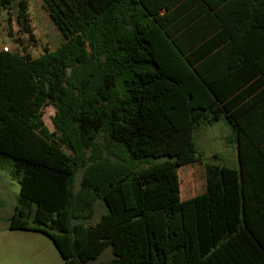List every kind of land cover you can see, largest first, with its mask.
Masks as SVG:
<instances>
[{
    "label": "trees",
    "instance_id": "16d2710c",
    "mask_svg": "<svg viewBox=\"0 0 264 264\" xmlns=\"http://www.w3.org/2000/svg\"><path fill=\"white\" fill-rule=\"evenodd\" d=\"M44 2L65 41L0 51V165L21 186L9 228L46 234L65 264H264V0ZM1 10L17 47L37 41L29 0ZM223 118L240 165L207 163L206 190L193 175L182 200L195 130Z\"/></svg>",
    "mask_w": 264,
    "mask_h": 264
},
{
    "label": "rangeland",
    "instance_id": "374dc122",
    "mask_svg": "<svg viewBox=\"0 0 264 264\" xmlns=\"http://www.w3.org/2000/svg\"><path fill=\"white\" fill-rule=\"evenodd\" d=\"M30 12L33 16V30L40 29L41 35L35 33L36 42H29L25 37L24 46L17 47L10 31L14 34L18 32V25L16 21L12 24L8 22L6 10L0 11V51L4 46H8L9 51L7 52L38 57L44 53L45 46L55 49L65 41L66 38L52 19L50 11L47 7H42V0H30ZM30 26L32 28L31 22ZM43 112L46 126L54 131L55 107L53 103H48ZM234 140V130L226 118L213 123L204 122L198 126L194 133V142L197 150L204 157L202 162L179 167L182 200L190 197L185 191L189 190L187 185L193 182L194 176L197 177L196 192L201 193L206 190L205 166L207 163L238 166V150ZM98 141L105 144L103 134L99 136ZM63 148L71 152L66 146ZM146 160L153 162L159 159L148 158ZM146 160L140 165H148ZM82 174L83 169H80L77 173V188L80 185ZM20 188L19 182L10 174V165L8 163L0 165V264H64V259L54 242L44 233L9 228V218L18 204ZM105 211L103 201L98 200L92 221L97 222ZM111 257V248H108L97 261H105Z\"/></svg>",
    "mask_w": 264,
    "mask_h": 264
},
{
    "label": "crops",
    "instance_id": "0c3cea01",
    "mask_svg": "<svg viewBox=\"0 0 264 264\" xmlns=\"http://www.w3.org/2000/svg\"><path fill=\"white\" fill-rule=\"evenodd\" d=\"M42 7L43 8H45L46 7V5H45V2H44V0H42ZM29 15H30V22L32 23V30H33V16L31 15V12H30V0H29ZM60 30V29H59ZM33 32L34 33H36L37 35H41L40 33H41V31H40V29L38 30V31H35V30H33ZM60 32L62 33V31L60 30ZM42 35H44V34H42ZM46 35V34H45ZM56 49V48H55ZM235 141V144H236V147H237V143H236V140H234ZM237 150H238V148H237ZM238 153V152H237ZM239 165H240V162H239V155H238V166H233V167H239ZM192 189L190 188L188 191H185L186 193H189L190 191H191ZM192 192V191H191ZM193 194V193H192ZM188 196H191V195H188ZM12 230H16V229H12ZM18 230V229H17ZM25 231H27V230H25ZM34 232H36V231H34ZM46 235V234H45ZM49 237V236H48ZM53 241V240H52ZM55 244V243H54ZM56 246V245H55ZM57 248V247H56ZM58 250V249H57ZM60 253V252H59ZM61 255V254H60ZM62 256V255H61ZM63 258V257H62ZM110 259V258H109ZM108 259V260H109ZM105 261H107V260H105ZM64 264H65V261H64Z\"/></svg>",
    "mask_w": 264,
    "mask_h": 264
},
{
    "label": "built area",
    "instance_id": "2783aa9c",
    "mask_svg": "<svg viewBox=\"0 0 264 264\" xmlns=\"http://www.w3.org/2000/svg\"><path fill=\"white\" fill-rule=\"evenodd\" d=\"M3 50L6 51V52L9 51V47L8 46H4Z\"/></svg>",
    "mask_w": 264,
    "mask_h": 264
}]
</instances>
